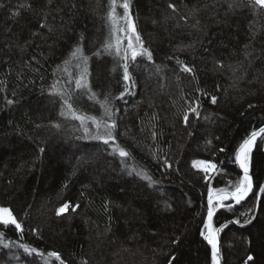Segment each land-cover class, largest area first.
Wrapping results in <instances>:
<instances>
[{
	"label": "trees",
	"instance_id": "trees-1",
	"mask_svg": "<svg viewBox=\"0 0 264 264\" xmlns=\"http://www.w3.org/2000/svg\"><path fill=\"white\" fill-rule=\"evenodd\" d=\"M127 19L151 60L125 61ZM263 125L250 0H0V206L22 229L0 225V264H212L209 189L235 190ZM249 171L246 199L214 201L222 264H264V134Z\"/></svg>",
	"mask_w": 264,
	"mask_h": 264
},
{
	"label": "snow or ice",
	"instance_id": "snow-or-ice-1",
	"mask_svg": "<svg viewBox=\"0 0 264 264\" xmlns=\"http://www.w3.org/2000/svg\"><path fill=\"white\" fill-rule=\"evenodd\" d=\"M251 3H253L254 5H257L261 8H264V0H250ZM171 7V5H170ZM231 7V5H230ZM123 8L125 10V13L127 14V9H128V4L127 2H125L123 4ZM43 26V25H42ZM134 30V29H133ZM137 40H139V37H137ZM110 47V45L108 46ZM128 48L129 49H133L132 46V42L131 40H129V44H128ZM117 52L119 53V48H117ZM74 57L76 56H81V58L83 60H85V62L87 61V57H83L81 55V50L79 48H77L73 54ZM137 56H147V58L149 60H151L152 56L151 53L148 52L146 49L138 52L135 49L132 50L131 52V59L133 61L136 60ZM125 61H127L128 56L127 54H125L124 56ZM185 71H191V69L185 68ZM123 79L125 81H130V75H129V68H128V64L125 63L123 65ZM76 85L77 87H81V80H77L76 81ZM212 102L215 103L216 102V98L213 97L212 98ZM69 108H71V105H69ZM78 119L83 120V117H76ZM95 121V118H91ZM185 121L187 122L188 117L185 116L184 117ZM99 127V124L97 125ZM106 128L108 129L106 132V136L107 138L104 139V143L107 144L109 142L110 139H113L112 137V129L115 128V124H111V125H106ZM260 133H264V128H261L259 130ZM256 137H257V133L253 132L251 134V136L246 139L243 144L240 145V148L238 149V151L236 152V160L239 163L240 168L243 170V178L238 182L236 188L234 191L232 192H226L225 190L221 189L220 191V195L217 197L218 201H220L219 203V207H224L225 205L222 203L225 200H235L236 203H239L241 200L245 199L248 194L250 192H252L253 190V183H252V179L249 175V163H250V153L253 149V146L255 144L256 141ZM100 138V137H97ZM119 155L122 157H125L128 155V153L126 151H124L123 149L120 150ZM197 164H202L203 168L202 170L205 173H208L210 169H214L216 167L215 164H211V163H206L203 161L200 162H196L194 163V166H197ZM260 191L262 193H264V187H261ZM70 205L68 203H65L64 205H62V207L60 209H58L57 214H62L65 211H67L69 209ZM74 210V209H73ZM216 211V206H214L213 203V195L212 192L210 190V194H209V199H208V210H207V222L205 224V228L208 229V234L204 237L208 243L211 245V249H212V264H219V260H218V256H219V248L217 246V238H216V234L212 229V218L213 215ZM0 225H13L15 227V229L17 230H22L21 229V225L20 223L16 220L15 216L13 215V213L11 212V210L9 208L6 207H0ZM3 234L0 233V236H2ZM203 235V233H202ZM26 251H28L29 249L25 248ZM32 252H35V249L31 250ZM48 255L50 257H55L56 260H60V256L58 253L56 252H50L48 253ZM174 259V257L172 258ZM249 260H252L253 258L251 256L248 257ZM62 264V262H61ZM169 264H171V260L169 261Z\"/></svg>",
	"mask_w": 264,
	"mask_h": 264
},
{
	"label": "rangeland",
	"instance_id": "rangeland-1",
	"mask_svg": "<svg viewBox=\"0 0 264 264\" xmlns=\"http://www.w3.org/2000/svg\"><path fill=\"white\" fill-rule=\"evenodd\" d=\"M124 26V25H123ZM132 22H130L128 19L125 21V28L121 29L120 31L123 33L121 34V37L118 39V46L120 48H123L124 56L127 54L128 57H131V52L133 49H135L138 52H141V48H139L137 40L136 33L133 30ZM123 35V36H122ZM126 35V36H125ZM129 40L132 42L133 49L128 48ZM201 168H203V165L200 164ZM5 207V206H0ZM8 208V207H6Z\"/></svg>",
	"mask_w": 264,
	"mask_h": 264
},
{
	"label": "water",
	"instance_id": "water-1",
	"mask_svg": "<svg viewBox=\"0 0 264 264\" xmlns=\"http://www.w3.org/2000/svg\"><path fill=\"white\" fill-rule=\"evenodd\" d=\"M261 128H264V125L263 126H261L259 129H257V130H255V131H253V132H256L257 133V137H256V141H257V139L258 138H260L264 133H260L259 132V130L261 129ZM252 132V133H253ZM252 133H250L249 135H248V137L246 138V139H248L250 136H251V134ZM245 139V140H246ZM244 140V141H245ZM243 141V142H244ZM255 141V142H256ZM243 142L241 143V144H243ZM240 144V145H241ZM240 145L238 146V148H237V150H236V152L238 151V149L240 148ZM254 147V146H253ZM236 152H235V162L237 163V165H238V168H239V171L241 172V174H242V176H243V170L240 168V166H239V163L237 162V160H236ZM249 175H250V171H249ZM250 177H251V175H250ZM252 179V178H251ZM253 183V182H252ZM210 190L211 189H209V194H210ZM211 192H212V190H211ZM209 194H208V199H209ZM221 193H213L212 192V195H213V203H214V201H216L217 200V197L220 195ZM251 194V192L248 194V196ZM247 196V197H248ZM246 197V198H247ZM245 198V199H246ZM244 200V199H243ZM243 200H241V201H243ZM226 201H234L235 202V200H232V199H229V200H226ZM206 222H207V218H206ZM212 229H213V231L215 232V234H216V238H217V246H218V248H219V256H218V260H219V264H222V261H221V250H220V244H219V229H214L213 228V225H212ZM208 234V229L206 228V233H205V236ZM206 240V239H205ZM206 242L208 243V241L206 240ZM208 245H209V247H210V249H211V245L208 243ZM211 254H212V249H211Z\"/></svg>",
	"mask_w": 264,
	"mask_h": 264
}]
</instances>
